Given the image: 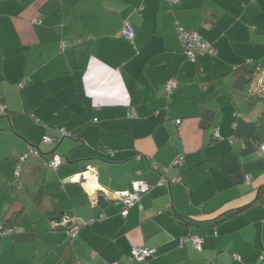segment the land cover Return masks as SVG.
I'll return each mask as SVG.
<instances>
[{
	"label": "crops",
	"instance_id": "0c3cea01",
	"mask_svg": "<svg viewBox=\"0 0 264 264\" xmlns=\"http://www.w3.org/2000/svg\"><path fill=\"white\" fill-rule=\"evenodd\" d=\"M180 30L215 54L189 61ZM250 62L264 0H0V264H264V81L236 86ZM88 166L108 194L150 190L122 217L78 181Z\"/></svg>",
	"mask_w": 264,
	"mask_h": 264
},
{
	"label": "built area",
	"instance_id": "2783aa9c",
	"mask_svg": "<svg viewBox=\"0 0 264 264\" xmlns=\"http://www.w3.org/2000/svg\"><path fill=\"white\" fill-rule=\"evenodd\" d=\"M168 5H176L178 3V0H164ZM121 35L128 41H132L134 38V32L132 27L130 26L129 23H125L122 30H121ZM179 38L180 41L182 43V48H183V52L186 55V58L189 61H195V58L198 54H208L210 56H213L215 54L214 49L212 48V46L209 43L203 42L201 41V39L199 38V36L192 32V31H185V30H180L179 31ZM248 65H254L251 62ZM256 68V86L257 84H259L261 81H264V67H260L258 65L255 66ZM258 73V75H257ZM259 77V80H258ZM258 87V86H257ZM175 88V82L173 80H168L164 86V89L167 93H169L172 89ZM5 112V108L4 107H0V114L3 115V113ZM62 136H69V134H66L65 132H62ZM214 137L216 138L217 135L214 134ZM54 140L52 139V137H50L49 135H45L42 137V143L44 144H51L53 143ZM259 147L260 149L264 152V140L261 141L259 143ZM38 155V152L35 149H30L27 153H25L24 155L20 156V158L18 159L19 162H23L24 159L28 156V155ZM63 158L57 155H53L52 159L49 161L45 162V165L52 169L55 170L56 167L62 162ZM183 164V159L182 156H177L173 162V165L176 166H180ZM90 170V172L92 171L91 168L88 166L87 169L81 174L80 179L78 180L79 182H81L82 186L85 187H93L91 190V192H93V196H97L98 193H103L106 195L111 196L112 198H115L117 200L120 201V203L122 204V211H121V216L125 217L127 215L128 209L137 205L139 203V196L143 193H147L150 190V187L147 186L145 183L143 182H134L132 184V190L131 191H120L117 193H111L108 194V192L104 191L100 186H98L93 179H90L87 177V173ZM15 174H18V171L15 172ZM94 175V174H92ZM249 177L247 178L248 182ZM92 183L93 185L89 184ZM1 235V233H0ZM187 240L186 238L182 239L180 243H182L183 241ZM192 241V246L196 251L201 250V239L197 236H192L190 237V239ZM152 250L150 249H146V248H133L130 252V258L129 260H135V261H144L145 259H147L148 257H150L152 255ZM237 259H239V257H237Z\"/></svg>",
	"mask_w": 264,
	"mask_h": 264
},
{
	"label": "trees",
	"instance_id": "16d2710c",
	"mask_svg": "<svg viewBox=\"0 0 264 264\" xmlns=\"http://www.w3.org/2000/svg\"><path fill=\"white\" fill-rule=\"evenodd\" d=\"M193 32V31H192ZM195 33V32H194ZM197 34V33H196ZM122 36V35H121ZM123 37V36H122ZM124 38V37H123ZM125 39V38H124ZM129 42H131V41H129ZM182 51H183V48H182ZM183 54H184V52H183ZM207 54V53H206ZM185 55V54H184ZM199 55H203V54H198L197 56H199ZM196 56V57H197ZM185 57H186V55H185ZM195 60H196V58H195ZM255 66L256 65H246V66H244V68H243V70L241 71V73H239L238 74V76L236 77V86L237 87H241V86H243V85H246V84H251L252 83V81L254 80V77H255V74H256V68H255ZM5 112H6V110H5ZM5 112L3 113V115L5 114ZM0 115H2V114H0ZM61 136H62V134H61ZM62 137H64V136H62ZM54 143V142H53ZM53 143H51V144H53ZM39 153V152H38ZM131 190H132V188H131ZM131 190H128V191H131ZM64 229H68L67 227H65ZM76 229V228H75ZM192 236H196V235H188L187 236V240H189L190 239V237H192ZM198 237V236H197ZM200 238V237H199ZM201 239V238H200ZM190 242H191V246H192V241L191 240H189ZM201 244H202V241H201ZM192 248H193V246H192ZM194 249V248H193ZM195 250V249H194ZM196 251V250H195ZM200 251V250H199ZM199 251H197V252H199ZM151 257V256H150ZM130 258V257H129ZM149 258V257H148ZM134 260V259H133ZM146 260V259H145ZM237 260H239V259H237ZM135 261V260H134ZM138 262V261H137Z\"/></svg>",
	"mask_w": 264,
	"mask_h": 264
},
{
	"label": "water",
	"instance_id": "95a60500",
	"mask_svg": "<svg viewBox=\"0 0 264 264\" xmlns=\"http://www.w3.org/2000/svg\"><path fill=\"white\" fill-rule=\"evenodd\" d=\"M101 201H103V198L102 197H98V203L97 204H101ZM61 220H62L61 216H58V217H55V218L51 219V221L55 222V223H60Z\"/></svg>",
	"mask_w": 264,
	"mask_h": 264
},
{
	"label": "rangeland",
	"instance_id": "374dc122",
	"mask_svg": "<svg viewBox=\"0 0 264 264\" xmlns=\"http://www.w3.org/2000/svg\"><path fill=\"white\" fill-rule=\"evenodd\" d=\"M257 75H258V73H257ZM255 76H256V74H255ZM258 80H259V77H258ZM260 81H263V80H260ZM252 82L256 83V77H254V80Z\"/></svg>",
	"mask_w": 264,
	"mask_h": 264
},
{
	"label": "clouds",
	"instance_id": "9594fccd",
	"mask_svg": "<svg viewBox=\"0 0 264 264\" xmlns=\"http://www.w3.org/2000/svg\"><path fill=\"white\" fill-rule=\"evenodd\" d=\"M255 65V64H254ZM259 66V65H258Z\"/></svg>",
	"mask_w": 264,
	"mask_h": 264
}]
</instances>
